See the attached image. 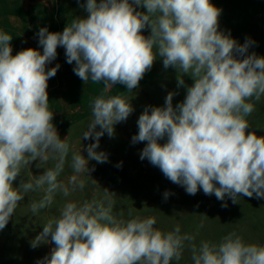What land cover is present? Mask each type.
Listing matches in <instances>:
<instances>
[{
    "label": "clouds",
    "instance_id": "1",
    "mask_svg": "<svg viewBox=\"0 0 264 264\" xmlns=\"http://www.w3.org/2000/svg\"><path fill=\"white\" fill-rule=\"evenodd\" d=\"M141 7L146 11L137 10ZM84 8L88 16L75 18L62 32L39 30L42 54L28 48L13 56V37L0 31V230L25 194L43 193L29 203L35 216L57 195L83 191L86 182L77 177H90L89 161L107 162L106 153L97 151L100 138L112 137L114 125L134 111L125 96L96 97L81 137L94 142L86 147L87 157L81 148L71 151L49 110L48 80L60 65L46 66L56 59L58 47L65 49L67 63L75 62L73 71L83 82H103L106 89L118 84L129 91L137 88L157 56L165 69L177 70L178 87L189 75L194 83L183 102L173 107L169 92L164 107H146L139 116L132 143L146 142L140 159L189 195L202 190L221 201L228 195L233 203L239 196L264 198V136L247 131L248 118L264 98V57L246 55L251 41L240 45L219 30L222 10L211 0H86ZM146 26L151 30L147 37L142 34ZM36 160L37 167L52 163L43 174L29 175L13 187ZM66 164L73 173L68 183L60 179ZM114 196L104 190L100 200L66 199L32 241L35 248L50 236L55 245L38 264H178L186 248L192 264H264V245L247 243L236 231L218 243L197 245L179 224L164 231L154 217L119 218Z\"/></svg>",
    "mask_w": 264,
    "mask_h": 264
},
{
    "label": "rangeland",
    "instance_id": "2",
    "mask_svg": "<svg viewBox=\"0 0 264 264\" xmlns=\"http://www.w3.org/2000/svg\"><path fill=\"white\" fill-rule=\"evenodd\" d=\"M58 4H69L78 18H86L84 5L86 0H56ZM99 2V0H98ZM217 8L221 9L219 17V30L243 45L246 40L251 41L248 54L255 53L264 57V0H211ZM138 11H146L138 8ZM144 36H149L151 30L145 27ZM177 70L173 67L167 69L163 66V58L157 56L153 66L147 71L139 82V86L132 91L119 84L114 95L125 96L130 99L134 111L129 117L114 125V135L109 137L105 133L99 142L97 151L107 155V162L97 163L90 160L88 163L90 177L79 175L77 179L84 180L86 187L67 198L60 195L50 208L41 210L33 216L29 210L31 199L38 200L43 193L35 192L25 194L19 202L13 218L3 230H0V264H38L45 257H49L52 249L51 237L46 242H41L35 248L32 241L43 231V223L58 216V208L67 200L82 202L104 198V190L115 196L113 212L119 218L154 217L156 227L164 231L172 230L177 224L181 232L195 236V243L199 245L202 240L218 243L224 235L231 231L240 234L247 243L264 245V198L258 199L255 194L249 198L239 196L238 202L225 195L223 201L215 195H205L198 190L195 195H189L183 186L172 183L164 176L162 171L153 166L147 159L141 160L140 153L146 142L132 143V137L138 134V118L146 107H164L169 92H173L172 104L175 107L183 102L186 88L194 81L189 75H183L184 86L178 87ZM125 86V87H124ZM86 115L77 119L73 117L70 127L71 137L68 139L71 151H79L87 157L86 147L94 141L81 139L83 131L91 119L90 107L84 111ZM250 127L247 131H254L258 136H264V98L257 102L256 110L248 118ZM99 131V126H97ZM166 137L159 142H166ZM69 153V160L71 157ZM33 161L13 181V187L19 188L21 181H27L28 176H39L45 167ZM73 176L72 170L65 165V170L60 179L68 183ZM95 180L96 182H94ZM218 186V185H217ZM169 192L165 199L164 193ZM227 206L224 207L223 205ZM171 264H177L173 261ZM178 264H192L190 252L185 249L184 255Z\"/></svg>",
    "mask_w": 264,
    "mask_h": 264
},
{
    "label": "crops",
    "instance_id": "3",
    "mask_svg": "<svg viewBox=\"0 0 264 264\" xmlns=\"http://www.w3.org/2000/svg\"><path fill=\"white\" fill-rule=\"evenodd\" d=\"M56 0H0V31L13 38L10 41L12 55L33 48L43 52L38 32L47 28L49 32H62L75 18L74 10L64 1ZM60 65L56 75L48 80L49 110L53 112L52 123L61 139L71 137L73 117L86 115L92 101L100 96H115L118 85L105 88L103 82H83L73 71L75 62L67 63L65 49L57 48V57L47 64L50 70ZM125 87V86H124Z\"/></svg>",
    "mask_w": 264,
    "mask_h": 264
},
{
    "label": "trees",
    "instance_id": "4",
    "mask_svg": "<svg viewBox=\"0 0 264 264\" xmlns=\"http://www.w3.org/2000/svg\"><path fill=\"white\" fill-rule=\"evenodd\" d=\"M51 244L53 245V247H55V245L51 242Z\"/></svg>",
    "mask_w": 264,
    "mask_h": 264
}]
</instances>
